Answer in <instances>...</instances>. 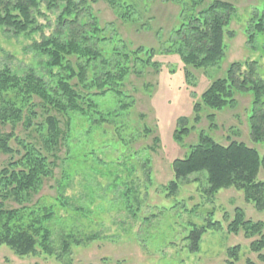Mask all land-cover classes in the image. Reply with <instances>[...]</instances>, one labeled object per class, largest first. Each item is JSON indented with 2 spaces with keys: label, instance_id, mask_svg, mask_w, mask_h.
<instances>
[{
  "label": "trees",
  "instance_id": "obj_1",
  "mask_svg": "<svg viewBox=\"0 0 264 264\" xmlns=\"http://www.w3.org/2000/svg\"><path fill=\"white\" fill-rule=\"evenodd\" d=\"M99 1L0 0V28L5 27L16 36L30 35L39 29L37 16L43 15V6L48 12H59L56 30L31 47L35 55L46 59L42 64L48 80L33 69L24 76L8 68L0 71V246L9 247L20 257L45 254L60 260L71 253L73 245L96 237L80 240L84 237L82 233L63 234L61 253L54 248L53 224L60 220L58 211L72 208L65 196L71 181L66 164L72 160V140L79 120L87 126L84 137L102 132L104 137H111L110 144L121 147L127 161L124 167L148 149L147 146L135 149L141 134L130 121L136 105L128 85L132 76H141L145 69L158 71L159 63L155 60L162 50L144 45L132 47L117 34L106 36V28L91 6ZM103 1L123 24L133 26L142 16L136 1ZM167 1L181 6L180 22L172 32L167 51L178 56L185 77H192L193 71L217 69L225 57L227 29L236 14L235 5L230 0ZM245 34L255 49L258 38L264 35V8L252 14ZM225 70L226 75L212 80L194 105L193 125L176 131L179 143L185 144L205 110L215 113L233 110L238 107L236 96L246 95L252 100L248 117L251 143L264 144V74L255 62L231 63ZM139 116L142 122L146 120V116ZM207 118L213 122L216 115L212 113ZM19 128L25 132L24 137L16 134ZM142 133L149 136L152 130L144 124ZM158 144L155 139V145ZM63 150H67L65 156ZM188 150L186 157L172 162L175 179L167 186L170 195L177 193L180 181L206 173L211 194L236 188L245 193L247 202L264 211V182H258L264 157L255 147L239 141L220 144L202 132ZM145 162L149 169L150 159ZM58 169L63 170V176L57 181ZM115 180L118 182V176ZM51 181L58 186L55 205L46 204L40 196ZM124 186L121 194L124 206L133 209L135 191L128 183ZM75 211L83 214L80 209ZM220 229L219 222L211 221L202 228H194L187 238L189 252L199 251L207 231ZM263 230V223L246 220L240 209L228 225L231 234L243 231L249 238L259 237L251 244V251L261 261H264ZM240 251L239 246L230 249L226 264H239ZM245 264L256 263L248 259Z\"/></svg>",
  "mask_w": 264,
  "mask_h": 264
},
{
  "label": "rangeland",
  "instance_id": "obj_2",
  "mask_svg": "<svg viewBox=\"0 0 264 264\" xmlns=\"http://www.w3.org/2000/svg\"><path fill=\"white\" fill-rule=\"evenodd\" d=\"M133 1L142 12L133 26L119 21L103 0L91 6L106 28V36L117 34L132 47L144 45L162 50V55L155 60L159 63L158 71L145 69L141 76H132L128 85L136 105L130 121L138 126L141 134L135 149L147 146L149 150L124 167L127 161L121 147L110 144L111 137H104L102 132L84 137L86 124L79 120L72 140V160L66 164V174L71 176V181L65 196L72 208L58 211L60 220L53 224L54 248L61 253L63 234L82 233L84 237L80 240L96 237L79 246L73 245L71 253L60 260L45 254L20 257L9 247L0 246V264H226L228 251L237 246L241 248L239 264H245L248 259L264 264L259 255L251 251V244L259 237L249 238L243 231L238 234L228 232L237 209L243 211L246 220L264 224V211H258L254 203L247 202L243 191L229 188L211 194L206 173L180 181L175 195H170L167 190L175 179L173 160L186 157L188 147L198 141L202 132L220 144L246 143L264 157V144L255 145L250 140L248 117L252 100L246 95L236 96L238 107L233 110L217 113L205 110L185 144L175 138L176 131L193 125L194 105L212 80L226 75L225 69L231 63L255 62L264 74V35L258 38L254 49L245 34L247 22L255 11L264 8V0H230L236 7V14L227 29L225 57L217 69L193 71L188 79L178 56L167 51L172 32L180 22L181 6L167 0ZM41 13L42 16H37L39 29L30 35L16 36L7 28H0V71L8 68L12 73L24 76L33 69L39 77L48 80L42 64L46 59L35 55L31 47L56 30L59 12H48L43 6ZM107 105L112 108L110 100ZM212 113L216 115L213 122L207 118ZM139 115L146 116V120L142 122ZM144 124L152 130L149 136L142 133ZM7 132L10 133V129ZM16 134L24 137L25 132L19 128ZM155 139H158V145H155ZM148 158L149 169H146L144 165ZM110 172L116 175L110 176ZM62 176L63 170L58 169L56 180ZM258 182H264V169L259 173ZM124 183L135 191L133 209L124 206L121 195L125 190ZM57 188L56 182L51 181L40 194L43 202L55 205ZM75 209H80L83 214H77ZM209 221L219 222L221 229L207 231L199 251L190 253L188 236L194 228H202Z\"/></svg>",
  "mask_w": 264,
  "mask_h": 264
}]
</instances>
